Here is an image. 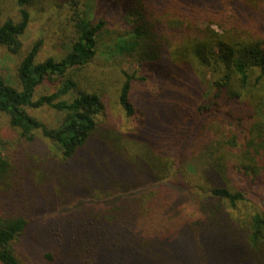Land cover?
Listing matches in <instances>:
<instances>
[{"label":"trees","instance_id":"16d2710c","mask_svg":"<svg viewBox=\"0 0 264 264\" xmlns=\"http://www.w3.org/2000/svg\"><path fill=\"white\" fill-rule=\"evenodd\" d=\"M44 1L46 18L70 12L59 58L22 41L36 0L0 19L19 80L0 76V145H30L0 149V196L28 210L0 215V264H25L21 242L43 264H264V0ZM107 24L118 30L102 41ZM113 103L133 132L110 121ZM42 106L56 126L27 110ZM217 117L234 127L220 139ZM38 136L51 147L40 157Z\"/></svg>","mask_w":264,"mask_h":264},{"label":"rangeland","instance_id":"374dc122","mask_svg":"<svg viewBox=\"0 0 264 264\" xmlns=\"http://www.w3.org/2000/svg\"><path fill=\"white\" fill-rule=\"evenodd\" d=\"M14 2L15 0H0V19L4 18V16L7 14H14V12L16 11L15 6L13 4ZM45 4L46 2L44 0H36L35 4L30 7V10L32 9V20L29 24L27 31L25 32V35L22 37V41L24 42L25 47L31 45L38 39L43 40V46L38 54L39 61H43L49 56H53L56 58L61 57L65 53L66 46L64 43L70 39L69 30H71L66 20V18H68L67 15L70 14L66 5L65 8H63L61 11L63 12V17L58 18L57 15L52 14L49 15L48 18H46L45 14L41 11L42 8H46ZM8 9L10 11H7ZM111 22H113V20ZM115 23H117V21H115ZM114 29L118 30V27L112 24H107V29L102 32L100 37L102 38V41L108 40L114 32ZM16 64V57L11 55L7 48L1 47L0 76L3 77V80L5 82L18 86L19 80L17 79L16 75ZM95 68L96 65H92L89 69L94 70L93 74L96 73L99 76L101 72L99 70H95ZM105 78L106 81H108L107 88H109L110 79L106 76ZM54 87L55 86L51 83L46 82L40 86V88L38 89V93L39 95L42 93H52L54 91ZM27 110L31 115H33L40 121L46 123L48 126H56L59 120L61 119V115L58 111L48 108L46 106H42L39 108H27ZM108 117L110 121L118 127V130L121 133L133 132L134 128L138 127L136 120L128 119L125 116L124 111L120 109L115 103H113ZM210 123L211 132L213 136H215V138L220 139L222 137L221 128L225 130V133L234 130V127L228 122L227 119H224L222 121L220 117H217L213 118ZM6 124H8L7 117L5 115L0 114V129ZM38 139L40 142V147L37 149L36 152L33 153V155L40 157L43 156L45 152L50 151L51 147L49 144L45 143L43 141V138H41L40 136H38ZM0 147V149L3 150L5 155H9L11 151L13 152V154L15 152H18L17 154H20V152H22L24 149L29 148L30 145L29 143H17L16 141V145H0ZM51 155H54L53 151L50 156ZM197 156V160L193 159L189 164V170L191 171L195 170L196 172H198L199 168H205L207 166L206 152L199 153V155ZM58 172L64 177L65 180H69L72 177V171L70 170H59ZM15 177L19 179L17 175H15ZM10 185L11 182L9 184V181L3 182V184H0V191L4 193L5 190H7L8 188L10 190ZM61 189L57 190V193L61 196L59 201L67 203L72 202L73 205L75 203L73 202V200L77 199L75 193H71L70 191ZM13 197H15V195L12 194L10 198H7L6 194L0 196V215L2 214L3 218L19 216L24 212V210L26 215L28 214L25 199L17 201V199ZM23 197L25 196L23 195ZM16 250L17 252L19 251V253H17L18 255H20L21 253L24 255V257H19L25 264H43L41 261L42 259H40L37 255H34L31 252V249L26 248L24 242L17 244Z\"/></svg>","mask_w":264,"mask_h":264}]
</instances>
